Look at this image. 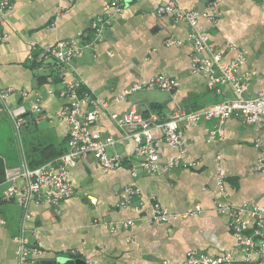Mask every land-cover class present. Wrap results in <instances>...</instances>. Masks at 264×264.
<instances>
[{"label":"crops","instance_id":"obj_1","mask_svg":"<svg viewBox=\"0 0 264 264\" xmlns=\"http://www.w3.org/2000/svg\"><path fill=\"white\" fill-rule=\"evenodd\" d=\"M113 1L119 3V10L111 5ZM175 1L182 8L201 12L196 29L207 35L213 51L221 54V62L242 57L235 73L249 78L244 96L253 97L262 90L264 0ZM9 2L12 8L0 15V35H5L0 40V91L14 89L5 99L7 105L29 106L37 94L42 95L43 115L24 126L20 138L27 160L35 157V162H45L65 149L68 124L58 120L56 112L69 102L59 95L67 78L82 80L96 98L107 102L93 129L115 139H120L122 132L110 114L124 112L133 104L144 113L153 110L165 117L176 109L196 110L235 96L229 84L215 92L208 88L206 76L190 72L193 46L187 36L191 28L156 13L166 0ZM214 2L217 13L209 19L205 14ZM96 16L108 20L102 39L71 61L64 79L57 78L46 64L36 61L32 67L28 55L36 56L44 46L64 39L88 40L90 22ZM171 41L178 43L169 44ZM153 76L173 78L174 88L124 95L133 83ZM49 89L53 90L50 94ZM1 104L0 114L4 112ZM216 124L214 119L183 124L181 150L170 148L161 131L153 130L159 161L181 154L193 164L187 168L156 174L139 171L132 176L129 162L137 160L136 144L133 140L117 141L107 152L121 156L118 167L104 170L92 157L78 160L69 168L74 194L51 206L30 202L26 207L29 219L23 221L25 206L15 199L0 201V216L5 220L0 224V264L20 263L16 238L21 226L25 238L39 247L45 258L77 254L88 264H180L188 251L195 250L211 256L229 253L241 259L243 251L229 227V214L219 213L216 205L223 201L235 207L264 206V173L255 170L264 150V117L246 124L233 116L223 124L222 139H209ZM7 142L9 139L0 137V184L5 170L19 162V148ZM217 167L226 196L220 194L216 183ZM129 185L136 187L138 194L119 205L127 197L125 187ZM154 202L177 217L160 224L151 222ZM126 220L132 223L124 226Z\"/></svg>","mask_w":264,"mask_h":264},{"label":"built area","instance_id":"obj_2","mask_svg":"<svg viewBox=\"0 0 264 264\" xmlns=\"http://www.w3.org/2000/svg\"><path fill=\"white\" fill-rule=\"evenodd\" d=\"M73 1V0H70ZM118 10V2H111ZM12 8L9 0H0V15L5 16ZM159 15H168L175 22H185L191 28L188 40L192 43L193 50L190 56V72L203 74L207 78V86L215 92L220 91V86L229 84L235 96L216 101L208 106L196 110L176 109L168 116H161L150 110L142 112L136 105L121 113L112 112L110 119L122 132L120 139L113 136H104L93 129V124L100 113L108 107L104 100L96 98L93 93L83 86L82 80L78 78H67L59 90V95L69 99L56 112L60 121L68 124L66 145L59 155L35 166L28 167L25 162L5 170L3 182L0 184V201L15 199L19 204L25 206L23 221L30 218L27 205L33 203H46L56 205L74 194V188L69 179V168L74 166L78 160L87 157L95 159L104 170H112L121 163V156L108 154L107 149L117 141L133 140L136 144V161L129 162L130 174L136 176L139 171L147 174L164 173L177 168L192 166L179 154L171 157L168 161L161 163L159 154L153 139V130L159 129L162 140L170 148L181 150L184 138L181 126L183 124H197L202 121L214 119L217 124L210 130L209 139H222L224 136V122L231 117H239L246 124L258 123L264 117V88L253 97H245L244 92L248 86V76L239 77L235 71L239 59L229 63L221 62V54L213 51L206 34L196 29L198 17L201 12L188 10L180 7L175 0H166L165 3L156 8ZM217 13V3L210 6L206 12L209 19H213ZM108 20L102 16H96L90 22L91 37L88 40L78 42L75 39L58 40L54 44L40 48L39 52L29 54L31 62L37 61L46 64L59 79H64V74L71 69V61L83 54L86 49H91L103 36V29ZM5 37L0 35V40ZM178 42L171 41L169 44ZM264 69V64H263ZM175 80L166 76H153L145 82L133 83L124 95L140 92L147 89H158L170 91L174 88ZM14 91L7 88L0 91V101L9 119L18 130L20 126L35 122L43 115L42 95L35 96L32 103L7 105L5 99ZM53 90H47L52 93ZM23 95V91H19ZM255 170L264 173V150L260 152L255 163ZM215 179L219 192L226 196L223 186V176L216 168ZM4 185V186H2ZM127 197L119 202L125 205L129 198L138 194L134 186H126ZM219 213L229 214V227L236 240V244L242 249L241 259L231 254L211 256L201 251H188L180 264H264V206H249L243 204L235 207L229 203L220 201L216 205ZM245 214V216H243ZM158 202L153 203L150 221L156 224L164 223L171 218H176ZM132 223L131 220L123 222L124 226ZM0 224L5 220L0 216ZM111 230L115 226L109 224ZM18 243L17 254L19 264L34 262L35 257L43 256V251L30 244L21 231L16 238ZM256 258V260H254Z\"/></svg>","mask_w":264,"mask_h":264},{"label":"rangeland","instance_id":"obj_3","mask_svg":"<svg viewBox=\"0 0 264 264\" xmlns=\"http://www.w3.org/2000/svg\"><path fill=\"white\" fill-rule=\"evenodd\" d=\"M3 111L4 110H2V112ZM23 127L24 126H20V128L17 130L15 128L14 124L12 123V121L9 120V117L5 111L2 114H0V137H2L4 140L9 139V142H7V143L10 145V147H11V143H13L15 145V147L19 148L18 149L19 150L18 166H20V164L22 165L24 162L23 160L26 159V155H25L26 149L24 150V148H23L24 146L22 144L20 145V138L22 137L23 132H24ZM24 155H25V157H24Z\"/></svg>","mask_w":264,"mask_h":264},{"label":"water","instance_id":"obj_4","mask_svg":"<svg viewBox=\"0 0 264 264\" xmlns=\"http://www.w3.org/2000/svg\"><path fill=\"white\" fill-rule=\"evenodd\" d=\"M23 264H88L85 260L81 259L79 255L65 256L55 255L50 258L35 257L34 262H27Z\"/></svg>","mask_w":264,"mask_h":264},{"label":"trees","instance_id":"obj_5","mask_svg":"<svg viewBox=\"0 0 264 264\" xmlns=\"http://www.w3.org/2000/svg\"><path fill=\"white\" fill-rule=\"evenodd\" d=\"M38 63L40 64V62H38ZM31 64H32V67L35 66V63H31ZM26 162H27L28 167H35V166L39 165L40 163H43L44 160L41 159V160L35 162V157H34V158H32V160H27V158H26Z\"/></svg>","mask_w":264,"mask_h":264}]
</instances>
